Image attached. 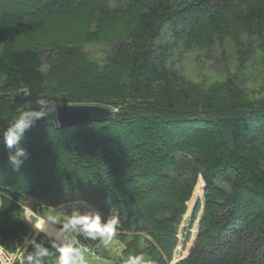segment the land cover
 Masks as SVG:
<instances>
[{
	"label": "trees",
	"instance_id": "1",
	"mask_svg": "<svg viewBox=\"0 0 264 264\" xmlns=\"http://www.w3.org/2000/svg\"><path fill=\"white\" fill-rule=\"evenodd\" d=\"M89 44L106 46L102 60ZM255 47L264 50V0H0V244L16 252L23 243L33 197L59 214L69 203L118 212L116 263L167 264L202 177L182 264H264V91L239 81ZM184 50L236 63L205 86L181 71ZM45 95L116 111L76 126H59L56 112L38 120L16 171L2 130ZM52 239L35 238L52 253L46 264Z\"/></svg>",
	"mask_w": 264,
	"mask_h": 264
},
{
	"label": "clouds",
	"instance_id": "2",
	"mask_svg": "<svg viewBox=\"0 0 264 264\" xmlns=\"http://www.w3.org/2000/svg\"><path fill=\"white\" fill-rule=\"evenodd\" d=\"M36 107L20 112L2 130L3 142L9 149L8 163L18 171L28 151L23 147L26 132L32 128L38 120H44L50 113L57 112L58 104L55 100L40 96L35 101ZM23 220L31 224L38 232H46L49 226L59 228L55 230V238L51 240V248L55 252L53 264H88V248L82 246L78 237L92 240L107 247L117 234L120 225L118 212H113L105 218L99 211L73 210L70 214H48L36 219L33 215L25 214ZM51 236V233H48ZM31 247L33 251L19 257V264H46V258L52 253L48 247L43 246L33 238L25 240V248ZM0 264H5L0 259ZM124 264H144V259L139 255H130Z\"/></svg>",
	"mask_w": 264,
	"mask_h": 264
},
{
	"label": "rangeland",
	"instance_id": "3",
	"mask_svg": "<svg viewBox=\"0 0 264 264\" xmlns=\"http://www.w3.org/2000/svg\"><path fill=\"white\" fill-rule=\"evenodd\" d=\"M85 49L88 51L91 58L95 60H102L104 56L106 55L105 52L108 50L106 46L103 44H89V45H86ZM255 50H258V52H255L253 54L252 61H254V64H252L251 66H249L247 69L244 70V71H251V74L249 76H245L239 79L240 83L244 85L250 93H257V92L264 91L263 89V86H264V50L261 48L258 49V47H255ZM177 59L181 63V68H180L181 71L186 76H188L194 81L202 83L205 86L211 85L214 79L216 78V76L224 77L228 70V64L229 66H234L236 63V59L232 60L230 58L231 62L227 63L223 60H220L221 59L220 57H214L211 55H206L204 53L192 52V51H187V50L181 51L179 55L177 56ZM23 178H25V176ZM198 188L201 189L202 191L204 186L201 185L199 187H196V190H195L196 193L197 191H199ZM196 193L192 197L193 201L188 202V206H190V212L195 206L197 200L203 196V194L201 195V194H196ZM76 196H80V195L71 196V198H74ZM68 205L72 206V204H67L61 208V210L64 211L63 214H70V210L72 211V210L78 209L75 206L72 207L71 209H68ZM53 210H57V208L51 207L47 209H43V208L39 209L37 207H34V211L39 216L41 215L43 217L47 216L48 214H57V212ZM192 214L193 212L191 214L186 215L185 223H184V226L186 228L190 227V221L192 219V217L190 216ZM35 218H38V217H35ZM197 224H198V219H196L194 221V224L191 225V229L188 233L189 242L191 244L194 243L193 235L195 234V232H197V229H198ZM50 228H52V226H49L48 229ZM55 228L57 229L56 226ZM34 230L37 231L36 229ZM45 233L48 234L51 232L46 231ZM51 235L55 236V234L53 233H51ZM122 247H123L122 243H120L116 239H113L111 243L107 247H105L104 258L101 260H98L97 264H102V263L107 264L106 261H108L109 264H117L116 258L119 256V253L121 252ZM228 248L229 247L226 246V249ZM107 251H108V254L112 255L113 257H108L107 259L106 258Z\"/></svg>",
	"mask_w": 264,
	"mask_h": 264
},
{
	"label": "water",
	"instance_id": "4",
	"mask_svg": "<svg viewBox=\"0 0 264 264\" xmlns=\"http://www.w3.org/2000/svg\"><path fill=\"white\" fill-rule=\"evenodd\" d=\"M60 126H76L89 121H105L113 116V111L100 104L60 103L57 108Z\"/></svg>",
	"mask_w": 264,
	"mask_h": 264
},
{
	"label": "built area",
	"instance_id": "5",
	"mask_svg": "<svg viewBox=\"0 0 264 264\" xmlns=\"http://www.w3.org/2000/svg\"><path fill=\"white\" fill-rule=\"evenodd\" d=\"M0 259H3L5 261V264H7L9 262V257L7 256V254H5V252L1 249L0 246ZM172 264H179V262H173Z\"/></svg>",
	"mask_w": 264,
	"mask_h": 264
},
{
	"label": "bare ground",
	"instance_id": "6",
	"mask_svg": "<svg viewBox=\"0 0 264 264\" xmlns=\"http://www.w3.org/2000/svg\"><path fill=\"white\" fill-rule=\"evenodd\" d=\"M202 185V181L201 182H199L198 183V185H197V187H199V186H201ZM203 186V185H202ZM199 189V188H198ZM203 191V190H202ZM202 191H201V189H199V191H197V193L196 194H202ZM193 201V199H191V201H189V202H192ZM190 205V204H189ZM190 207V206H189Z\"/></svg>",
	"mask_w": 264,
	"mask_h": 264
}]
</instances>
